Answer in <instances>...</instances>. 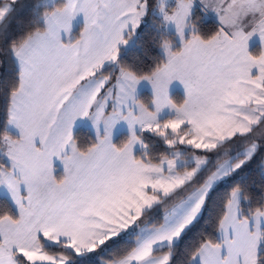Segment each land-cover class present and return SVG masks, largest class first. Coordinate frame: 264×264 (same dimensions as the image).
<instances>
[{
  "label": "rangeland",
  "instance_id": "obj_1",
  "mask_svg": "<svg viewBox=\"0 0 264 264\" xmlns=\"http://www.w3.org/2000/svg\"><path fill=\"white\" fill-rule=\"evenodd\" d=\"M56 1L44 3L53 6ZM63 1L62 7L53 9L52 16H44L45 37L30 41L31 48L22 57V89L38 95L32 110L43 117L32 120L27 109V120L19 127L21 134L26 132V138L17 146L9 144L3 162L10 169H0V195L7 196L18 215L17 221L0 220V255L22 256L25 264H71L74 260L68 253L78 261L95 257L109 241L140 231L141 211L169 197L200 169L201 157L183 159L184 147L215 150L238 136L225 128L226 123L221 124L231 121V105L238 104L227 100L236 87L229 84L241 81L243 77L238 75L248 67L244 46L264 44V35L257 36V32L264 33L262 16L254 28L245 29L256 8L253 0H157L154 13L164 29L174 34L175 42L164 44L165 64L160 69L149 77L138 78L119 69L118 60L135 41L148 12L147 0ZM196 8L205 19H218L223 25V30L209 41L195 34L191 19ZM81 26L84 31L78 43L57 45L60 32L66 34L68 43L69 33L71 36L72 30H81ZM232 37H237L235 45L240 46L237 53L231 50ZM176 46L178 51H174ZM20 47L13 49V53L19 49L14 55L17 60L24 51ZM177 92L183 98L181 105L173 99ZM143 93L149 94L144 97L149 107L140 100ZM50 99L55 102L53 113L47 102ZM255 101L260 107L264 95H257ZM249 104L251 101L244 104L241 112L246 113ZM55 116L58 130L53 140L56 131L49 129ZM242 120L243 127L248 119ZM251 121L257 122V118ZM39 123L42 130H37ZM77 129H87L95 138L87 154L80 153L74 142ZM145 132L172 136L168 145L176 149L173 158H165L157 165L147 164L146 172L141 168L144 163L132 159L138 153L144 157L147 152L141 137ZM117 139L119 143L125 141L121 148L115 144ZM6 150L5 145L3 152ZM191 161L196 164L194 173L189 174L186 168L175 171ZM58 170L62 182L55 188L57 184L52 179L56 180ZM125 173L133 177L128 187L134 179L139 184L146 178L151 186L149 192L132 197L131 191L126 192V184L110 181ZM9 176L13 180H8ZM55 190L64 192L70 201L80 197L81 206L74 205L73 212L66 213L70 223L66 219L61 225H48L51 221L33 223L29 212H41V207L32 198ZM132 200L134 205L121 204ZM25 202L27 207L23 209ZM69 207H65L67 212Z\"/></svg>",
  "mask_w": 264,
  "mask_h": 264
},
{
  "label": "trees",
  "instance_id": "obj_2",
  "mask_svg": "<svg viewBox=\"0 0 264 264\" xmlns=\"http://www.w3.org/2000/svg\"><path fill=\"white\" fill-rule=\"evenodd\" d=\"M45 0H15L0 1V8L5 3L10 4V10L0 22V150L4 145L7 136H12L7 130L9 110L12 96L20 87V71L12 55L13 49L26 42L33 34L43 31L45 28L44 16L55 8L63 6V0H57L53 6L44 4ZM148 12L143 20L140 30L133 44L119 57L118 68L135 77L143 78L153 75L165 64V57L162 52L164 44L175 42L173 33H168L162 20L157 17L154 10L157 0H147ZM174 8V6H170ZM191 22L196 27L195 34L202 40L209 41L217 36L221 27L214 19H205L199 9L192 13ZM179 46L174 48L178 51ZM116 73V71H115ZM148 93L140 96L141 102L147 104ZM176 104L181 105L183 98L179 92L173 95ZM159 134V135H158ZM261 135V136H259ZM143 144L147 152L143 157L140 153L135 159L147 164L157 165L163 159L173 158L174 147L168 142L172 136H161L160 133H142ZM74 142L81 153H87L94 145L95 138L86 129H77L74 133ZM120 139L122 137H119ZM124 140H126L124 138ZM121 148L125 141L119 143ZM249 147H255L254 154L245 158L240 154ZM182 155L183 159L189 156L207 158L206 166L199 170L192 179L186 182L180 189L176 190L169 197L160 199V202L143 213V224L152 227H159L162 224L164 215L178 202L186 198L193 190L201 186L204 181L216 169V167L228 159H235L241 164L224 181L217 184L208 195L202 214L182 233L177 243L167 247L155 254L168 253L170 260L168 264H191V260L205 244H219V226L225 217L227 206L234 192L239 191L242 195L240 204L241 216L250 219L252 215L264 210V119L246 135L236 136L226 141L215 150L197 151L186 149ZM7 168L0 153V169ZM193 165H186L181 171L191 169ZM18 220V215L10 201L0 196V220ZM137 235L130 234L127 237H119L109 241L95 257L77 260L71 253L68 255L74 260L71 264H114L123 260L136 248ZM49 252L52 249L46 248ZM56 251V250H55ZM17 264H25L22 256H15ZM257 264H264V234L261 252Z\"/></svg>",
  "mask_w": 264,
  "mask_h": 264
},
{
  "label": "crops",
  "instance_id": "obj_3",
  "mask_svg": "<svg viewBox=\"0 0 264 264\" xmlns=\"http://www.w3.org/2000/svg\"><path fill=\"white\" fill-rule=\"evenodd\" d=\"M0 1L12 2L15 0H0ZM253 1L256 8L253 10L252 13H250L251 20L248 23L247 27L245 28L246 31H249L251 27L254 28L255 24L260 21L261 16L264 18V0H253ZM10 4L11 3L7 2L3 4L2 7L0 8V22L3 20V18L10 10L11 8ZM53 13L54 12L52 10L51 12L47 13L48 15L46 14L45 16H50V15L52 16ZM215 21L218 22L222 31L223 25L221 24V22L218 19ZM82 27L83 26H81V28ZM83 31H84L83 28L81 30L79 29L72 30V35L70 36L71 33H69L68 36L70 40L68 43H66V40L64 39V37H66V34L60 32L59 35L57 36L58 39L57 45L72 46L78 43L79 39L81 38V35L83 34ZM46 33L47 30L45 24V28L43 31L33 34L26 42H24L21 45L23 47L19 46L24 50L20 60H17L15 58V56H17L18 54L19 49H17L18 51L13 53L15 63L20 71V79H22L21 71L23 70L22 57L31 48L30 41L33 43L34 41L38 40L39 36L45 37L44 34ZM74 33L75 36L73 35ZM262 35H264L263 30L261 32H257L258 37H262ZM236 38L237 37H232L230 41L232 43L231 50L233 51V53H237V51L240 49V46L235 45ZM244 47H245L244 52H246L245 60H247L248 67L246 70L242 71L240 75H238L243 77L242 79H239L241 81H234L233 83L229 84L232 87H234V85L236 87L235 89L231 90V94L228 96L227 99L231 103H238V104L231 105L232 109L228 114L229 118H231V121L230 122L223 121L221 123V124L226 123L225 128L227 130L231 128V133H235L238 136H240V133H250L251 130L264 119V103L260 107H257L255 105L256 102L255 100L257 99V95L259 94L264 95V44H262V42H257L255 45L251 44L250 46H244ZM227 49H230V46H228ZM253 63L258 64V67L257 68L252 67ZM259 74L263 75V77L259 78L258 77ZM22 83L23 82L21 80L19 90L11 98V106H10L9 118L7 122V130L12 136H7L5 138L6 140L5 145L7 146V150L3 152L5 147V145H3L1 149L2 160L7 156L6 154L10 149L9 144H16L15 146H17L19 143L24 142L23 139L26 138L25 137L26 132L24 133V135L21 134L19 127L22 121H24L25 123L27 120L26 119L27 109L29 108L28 113L31 114L30 118L32 120L35 117L37 120H40L43 117V115H35L32 110V104L37 101L36 99H38V95L30 89H27V91H23ZM56 92L57 91L55 90V93ZM250 101L251 104L247 105L248 111H246V113H243V111L241 112V109L246 106L244 104ZM47 102L50 104V110L53 113L55 102H53L51 99L47 100ZM56 117L57 116H55L51 120L52 128L49 129L50 132L56 131L52 135L53 140L56 139L55 136L58 130ZM241 118L248 119L247 125L242 127L244 122L243 120L241 121ZM254 118H257V122L251 121ZM41 124L42 123L37 124L38 127L37 130H42ZM241 127L243 129H241ZM254 152H255V147H249L243 151V156L245 158H249L254 154ZM82 154H87V153H82ZM132 159L135 161L134 157H132ZM200 161H203V163L198 167L200 169L197 168L198 171L203 169L208 162L207 158H205V160L204 158H201ZM135 162H139V161L136 160ZM193 164L194 167L188 169L189 174L194 173L196 167L195 162L191 161L189 165H193ZM240 164L241 163L237 162L235 159H228L222 162L221 164H219L216 167L215 171L210 176H208V178L204 181V183L201 186L197 187L186 198L175 204L164 215L162 224L159 227H152L149 226L148 224H142L140 226L141 230L136 232L137 244L134 251L123 260L118 261L114 264H168L170 260V255L168 253H164V254L162 253L158 255L155 253L167 247H171L175 243H177L182 233L202 214L204 203L208 195L210 194L211 190L217 184L224 181L231 173H233L239 167ZM6 165H7L6 170L9 171L10 167L8 164ZM141 166L142 165H140L139 167ZM148 166L149 165H147V163H144V166H142L141 168L143 171L146 172L149 171ZM175 171L181 172V167L175 169ZM197 172L195 174H197ZM61 176H62L61 172H59L58 170L54 174L56 180L51 178L55 182V184H57L55 188H57V186L62 182ZM117 177H119V175H117ZM8 180H13V179L11 176H9ZM110 181L120 183L121 185L126 184L124 186L126 192L128 193L129 191H131L132 197L134 194L136 196L139 194L143 195L145 192H149V189L151 188V186L148 185V180L146 178L145 180L140 181L139 184H137L134 179V183L130 187H128L127 186L128 182H133V177H129L126 173L125 175H122L119 179L112 178ZM120 184L117 185L121 187ZM119 187L116 186L115 188H119ZM133 191H135V193H133ZM0 196L7 198V196H3V195ZM115 197L118 200H120L118 198L119 196L115 195ZM79 198L80 197L78 196L75 197V200L72 198L70 201V197L65 195L64 192H60L58 190H55V192L47 191L41 194L38 198L36 197L32 198V199H36L33 202L34 204H38V206L41 207L40 208L41 212L30 213L27 210L30 214V220L33 223L42 222L43 224H47L49 221H51L48 223V225L55 222H57L58 225H61L63 219H66L68 220V223H70L71 219L66 217V213L68 214L72 213L74 210V205L76 207L81 206L80 205L81 201ZM241 201H242L241 193L239 191L234 192L227 206L225 217L223 218L219 226V231H218L219 244L217 245L205 244L204 246H202L199 252L191 260V264H257V259L261 252L262 243H263L264 210L252 215L250 219H244L242 218L240 211ZM27 202L29 203V201ZM27 202L23 203V209L27 207L26 206ZM122 203L123 205H125L126 203L127 206L135 204L134 200H132L131 202L121 201V204ZM121 204L119 202L118 206L120 207ZM68 205H70V207ZM65 207L66 208L69 207L68 212L66 211ZM78 211H80L79 208H77V212ZM144 212H145L144 210L141 211V213ZM34 215H39V216L36 219L33 217ZM45 227L43 228L45 229ZM50 229H55V228L50 227ZM0 264H17L15 260V255L14 254L0 255Z\"/></svg>",
  "mask_w": 264,
  "mask_h": 264
}]
</instances>
